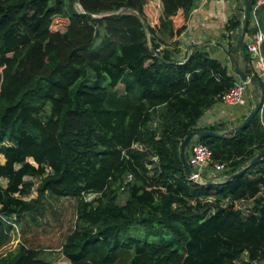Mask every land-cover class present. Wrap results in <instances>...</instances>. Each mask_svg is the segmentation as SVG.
Wrapping results in <instances>:
<instances>
[{"label":"trees","instance_id":"1","mask_svg":"<svg viewBox=\"0 0 264 264\" xmlns=\"http://www.w3.org/2000/svg\"><path fill=\"white\" fill-rule=\"evenodd\" d=\"M146 1L0 0V249L13 225L27 218L39 224L49 198L75 199V222L60 249L8 250L0 264L264 260V157L226 182L264 146V80L242 68L262 82L261 115L234 135L196 139L215 161H231L225 179L189 180L180 144L235 77L199 46L183 59L160 47L161 37L179 44L195 0H159L154 25L141 9ZM127 9L142 14L152 50L141 18ZM241 24L238 14L226 20L229 48ZM258 29L264 33V6L249 15L240 53L246 61ZM24 176L39 178L35 197L14 195L33 188ZM85 193L94 197L87 201Z\"/></svg>","mask_w":264,"mask_h":264},{"label":"rangeland","instance_id":"2","mask_svg":"<svg viewBox=\"0 0 264 264\" xmlns=\"http://www.w3.org/2000/svg\"><path fill=\"white\" fill-rule=\"evenodd\" d=\"M223 6L220 8L218 6H210L211 0H195L194 8L202 9L203 11H208V13L211 15V19L209 20L208 24L210 28L203 29L201 31L196 32L195 27L192 26L191 30L185 32L183 34V39L179 44H174V41L178 38H171L166 39L161 37L164 42L161 43V46H167L169 50H171L175 57L178 59H183L188 51H190V48L192 45L189 43V38H194V35L200 34V36L207 38L208 40H205L207 42H224V45H228V37H226V32L224 30V25L226 23V20L231 17L233 14H238L240 18L242 17L243 12V0H222ZM212 8L214 11H212ZM141 9L143 10L144 15L147 18V21L154 25L157 23V19L159 15L161 14V5L159 0H147L144 4L141 5ZM129 12H133L137 14L141 21L143 20L145 22V19L143 18L142 14L136 10V9H127ZM230 12V16H229ZM197 13V12H196ZM202 13V12H201ZM32 14V12H30ZM204 13H202L203 15ZM213 14H217V17H214ZM200 15V14H198ZM201 17H198L200 19ZM181 16L175 17V25H178L181 23L180 21ZM200 25V24H198ZM63 28V26L61 27ZM237 31L234 33V38L237 36ZM254 37V36H253ZM146 38L148 45L151 47L152 50V43L149 32H146ZM226 43H225V40ZM236 39V38H235ZM217 46L216 43H213L211 45H204L203 48H213L211 50V53L217 51L215 48ZM156 49V51H161L162 48ZM208 52V51H207ZM209 53V52H208ZM210 54V53H209ZM253 57V56H252ZM253 58H257L254 56ZM262 74L260 75L262 81L264 80V73L263 70H261ZM251 85V83H250ZM253 85V84H252ZM259 92L252 97L253 102L255 103L259 96L261 95V90L258 88ZM261 115V113H260ZM262 123L263 120L261 119ZM218 132V131H217ZM197 137H194L190 142H197ZM190 144V143H189ZM188 144V146H189ZM187 146V147H188ZM188 152V149L186 148V153ZM32 164L34 162L32 159H28ZM0 162H3V158L0 156ZM49 169L46 168V172ZM23 179L29 180L31 179L34 182V186L31 190L28 191V193L23 196L22 193H15L14 195L16 197H19L21 199H29L31 197L36 196V186L39 182V178L36 177H30V176H24ZM2 182L5 184L6 179H3ZM127 190L124 188H121V190L118 192V201L124 202L127 197ZM49 204L47 205L46 212L44 214V217L39 219V224L35 225L30 219L22 220L18 225H13V230L11 231V239L10 241L4 245L0 249V253H4L8 250H14L17 248H22L24 250H27L28 247H34V248H41V249H47L52 250L56 252L58 249H60L61 243L63 242L65 235L69 231L70 228L73 227L75 222V199L72 197H61L59 200L55 201L52 198L48 199ZM242 205L246 204V201L243 200L241 202ZM11 216V214L9 213ZM4 218V217H3ZM6 221H12L13 217L4 218ZM25 227V230L21 232V227ZM19 228V229H18ZM27 239V242L23 243L24 240ZM22 242V243H21ZM58 264H68L67 259L61 258L58 262Z\"/></svg>","mask_w":264,"mask_h":264},{"label":"crops","instance_id":"3","mask_svg":"<svg viewBox=\"0 0 264 264\" xmlns=\"http://www.w3.org/2000/svg\"><path fill=\"white\" fill-rule=\"evenodd\" d=\"M223 5L224 4L222 0H211V3H210V6H218L220 8ZM203 10L204 8L192 9L189 20L187 22V27L185 31H183L179 36L180 42L183 39V34L191 30L192 26H196L195 29H193L196 32L201 31L203 29L210 28L207 26H209L208 22L211 19V15L209 14L205 15V13H208V11H203ZM212 11H214L213 8H212ZM201 12L204 14L202 15ZM213 15L214 17H217V14H213ZM229 16H230V12H229ZM198 17H201V18L198 19ZM205 40H208V39L200 36V34L194 35V38L193 37L189 38V43L192 45L190 49L196 46H199L202 49H204L203 48L204 45H211L213 43H216L217 46L215 48L217 49V51L211 53V50L213 48H207V47L205 48V50L208 51L212 57H215L218 60H220V62L227 68L229 74L235 77L232 61L230 60L229 56L227 55L225 50L222 48V46L219 45L218 42H213V41L207 42ZM226 41L227 40H225V43ZM251 56L254 57V55H251ZM237 61H238V65L240 66V68L244 69V68L251 67L258 76L261 75V63L257 58H252L251 60L246 61L244 58L241 57V54H239ZM254 95H255L254 87L251 84L248 86V90L246 94L247 101L244 105H228L220 101L216 102L215 104H213L211 107H209L208 109L204 111L203 115L198 121L197 127L203 128V127H208L210 125H214L216 126V129L218 132L228 131L235 125L239 124L243 120V118L249 113L251 107L254 105V102H253ZM246 204L250 206L251 200H247ZM259 264H264V260L261 261Z\"/></svg>","mask_w":264,"mask_h":264},{"label":"built area","instance_id":"4","mask_svg":"<svg viewBox=\"0 0 264 264\" xmlns=\"http://www.w3.org/2000/svg\"><path fill=\"white\" fill-rule=\"evenodd\" d=\"M261 6H264V0H252L250 14L255 16L256 11ZM263 43L264 33L258 29L254 34L253 40L247 42L246 50L251 55L257 57L261 63V70L264 73V57L261 53V45ZM249 85L248 80H242L236 75L233 84L220 95L219 101L228 105H244L247 101L246 94ZM260 113H262V109ZM188 147L187 160L193 171L188 176L189 180L205 184L209 181H222L225 179L231 161H215L212 157L211 149L200 142L190 143ZM128 179H130V175H128ZM83 196L85 200L90 201L94 197V194L85 193Z\"/></svg>","mask_w":264,"mask_h":264},{"label":"water","instance_id":"5","mask_svg":"<svg viewBox=\"0 0 264 264\" xmlns=\"http://www.w3.org/2000/svg\"><path fill=\"white\" fill-rule=\"evenodd\" d=\"M75 3L78 4V0H75ZM243 4H244V7H243V12H242V17H241L242 24H241L240 30L237 33V37H236L234 47L229 48L228 46L224 45L222 42H218V43H219V45L222 46V48L225 50V52L229 56L230 60L232 61L234 73L237 76H239L242 80H248L251 84L256 85L262 92L263 85H262V82L258 79V77L256 75H254V73H245L242 70V68H240V66L238 65V61H237V58L243 49L245 32H246V28H247V25L249 22V15H250V8H251L252 0H243ZM88 15L94 17V15H91V14H88ZM142 23H143L145 31L149 32L148 26L146 25V23L143 20H142ZM262 107H263V95L261 93V95L259 96V99L254 103V105L251 107L249 113L243 118V120L239 124L235 125L231 129H229L228 131L217 132V131H213V130H209V129H205V128H198V129H194V130L190 131L185 136V138L183 139V141L180 144V158H181L182 164L184 166V169L186 171V174L189 176L193 172L192 167L190 166V164L187 160V157H186V148H187L188 144L190 143V141L194 137L224 138V137H227L229 135H234L239 130L243 129L252 120V118L258 112L261 111ZM262 157H264V146L260 150H258L256 152V154L247 161L246 165L243 168H241L240 170L230 174L227 177L226 182L230 181L234 177L243 173L249 166L256 163ZM220 182L221 181H209V182H206L205 184L206 185H215V184H219Z\"/></svg>","mask_w":264,"mask_h":264},{"label":"clouds","instance_id":"6","mask_svg":"<svg viewBox=\"0 0 264 264\" xmlns=\"http://www.w3.org/2000/svg\"><path fill=\"white\" fill-rule=\"evenodd\" d=\"M235 76H236V74H235ZM249 83H250V82H249ZM261 109L263 110V107H262ZM260 112H261V111H260ZM260 112H259V113H260Z\"/></svg>","mask_w":264,"mask_h":264}]
</instances>
